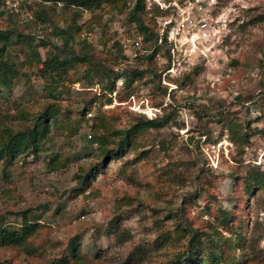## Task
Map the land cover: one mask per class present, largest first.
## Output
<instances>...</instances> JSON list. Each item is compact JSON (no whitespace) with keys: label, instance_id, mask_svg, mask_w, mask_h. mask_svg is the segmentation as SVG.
I'll return each mask as SVG.
<instances>
[{"label":"rangeland","instance_id":"1","mask_svg":"<svg viewBox=\"0 0 264 264\" xmlns=\"http://www.w3.org/2000/svg\"><path fill=\"white\" fill-rule=\"evenodd\" d=\"M32 1L39 0H0V26L16 24L34 34L33 45L44 58L52 46L41 47L39 40L59 42L50 26L32 23V7L27 6ZM145 5L146 16L160 36L174 24V31L167 34L176 47L170 61L175 64L174 74L165 73L168 60L161 54L151 63L145 60L151 49H144L142 41L139 46L132 43L136 29L126 13L82 10L79 24L90 17L97 22L84 28L79 40L99 52L110 51L118 62L116 69L142 71L128 96L119 78L111 103L102 107L115 116L119 127L132 122L136 113L152 118L172 112L171 122L145 132L132 146L102 163L88 137V123L109 97L105 93L88 106L87 122L75 136L68 138L64 130H58L45 142L46 151L39 158L28 156L11 166L0 160V219L19 224V212L30 209L45 224L41 239L48 236L60 248L76 239L92 264H177V259L184 260L187 238L173 233L176 223L187 219L195 228L208 230L206 223L216 226L214 209H233L228 197L241 190L232 175L264 171V0H145ZM54 7L59 13L66 9L63 3ZM196 21L200 26L194 25ZM115 41L123 46L120 54ZM14 59L27 77L20 75L9 91L0 94V114L14 111L17 104L36 107L47 96L41 64L26 44L17 46ZM153 67L163 70L162 84L175 89L173 97L163 96L153 85ZM84 68L77 63L69 70L79 80L61 95L73 118L86 98L84 91L99 94L103 85L94 79L86 88ZM228 109L250 123L247 140H232L223 124L214 120L219 110ZM11 124L20 125L19 121ZM49 152L67 164L50 169ZM99 161L96 173L78 186V167L87 169ZM189 195L192 200L184 204ZM183 206L181 218L177 209ZM246 210L253 246L246 253L236 249L237 263L264 264V192L254 193ZM56 254L0 248V264H52Z\"/></svg>","mask_w":264,"mask_h":264},{"label":"trees","instance_id":"2","mask_svg":"<svg viewBox=\"0 0 264 264\" xmlns=\"http://www.w3.org/2000/svg\"><path fill=\"white\" fill-rule=\"evenodd\" d=\"M58 3H63L64 9L66 8L60 13L54 7V4ZM27 6L32 7L34 26H50L52 35L59 43L48 39L39 40L41 47L52 46L45 57L41 58L37 46L33 45L34 34L25 33L16 24L0 26V94L9 91L14 80L20 75L27 77L20 73L14 59L15 50L20 44H26L30 54H33L36 61L41 64L39 72L42 78L46 79L43 88L47 91L46 99L36 107L33 105L23 107L17 104L14 111H4L0 114V160L5 166H11L18 159L22 160L28 156L39 158L40 154L46 151L45 142L53 138L52 132L64 130L68 138L78 134L80 125L87 122L88 106L96 99L104 97L105 93L109 97L103 99L99 104L98 114L90 118L91 122L88 123L90 131L88 137L96 145L98 160H102V163L113 153H121L126 147L132 146L145 132L159 130L171 122L172 112L152 118L136 113L132 122L119 127L115 116L110 115L108 110L105 111L102 107L111 103L110 95L115 91L119 78L128 89V96L131 94L132 83L142 71L126 67L116 69L118 62L112 59L110 51L99 52L84 39L79 40L84 28H91L92 23L97 22L95 17H90L86 22L79 24L78 19L82 10L91 13L98 10L102 15L126 13L129 24L134 26L136 34L144 43V49H151L145 60L151 63L154 56L161 54L168 60L166 70L171 61L170 46L165 35L160 36L147 18L145 0H39L32 1ZM114 47L119 54L123 52L120 41H115ZM77 63L85 66L83 75L86 88L92 86L94 79L103 85L99 94L89 89L84 91L86 98L81 101L82 105L76 111L78 117L73 118L72 109L63 104L61 95L70 84L79 80L75 73V76L69 75V70ZM162 71L157 67L151 70L153 85L163 96L172 94L173 97L175 89L168 90V85L162 84ZM181 84L178 82V85ZM237 98L240 99L242 96L238 95ZM247 99L245 101L248 102ZM244 109L248 110L247 107ZM262 114L264 115V111ZM214 120H219L223 124L232 140H247L250 123L246 118L228 109L219 110ZM17 121L20 123L19 127L12 126L11 122ZM46 157L50 169L64 167L67 164L66 159L56 161V153L49 152ZM100 161L90 164L87 169L78 167L75 175L78 186L96 173V167L102 164ZM232 176L239 180L241 190L228 197L233 209L221 206L214 209L216 226L206 223L208 230H205L203 227H193L187 219H184V222L180 219L176 223L173 233L177 237L187 238L184 260L177 259V264H238L236 249L246 253V250L253 246L249 237L250 219L246 209L254 193L264 192V171L250 170L243 175ZM124 198L125 203L128 202L129 199ZM188 198L190 199H184V204L192 200V195ZM185 210L184 206L177 209L181 218ZM19 214L21 216L19 224L3 222V219H0V248L20 249L25 253L37 255H44L46 250L55 251L57 254L51 259L52 264H92V260L78 249L76 239L71 240L65 248H60L58 243L51 241L48 236L41 239L45 224L34 218L30 209L21 210ZM37 237H40L38 241L35 240Z\"/></svg>","mask_w":264,"mask_h":264},{"label":"built area","instance_id":"3","mask_svg":"<svg viewBox=\"0 0 264 264\" xmlns=\"http://www.w3.org/2000/svg\"><path fill=\"white\" fill-rule=\"evenodd\" d=\"M179 10H180V8H178ZM184 21V20H183ZM203 24V23H202ZM174 25V24H173ZM173 25H170V27L168 28V29H166V32L165 33H163L162 34V36L163 35H165V39H166V42L169 44V46H170V54H171V56L174 54V52L176 51V47H175V43H174V41H169L168 39H167V34H169L170 32H173L174 30V26ZM194 25L195 26H200V24H199V22L198 21H196V22H194ZM181 27H184V25L183 24H181ZM134 45H136V46H139L140 45V43H141V39H140V36L139 35H135V39L133 40V42H132ZM171 60H172V57H171ZM165 73L166 74H170V75H172V74H174L175 73V64L173 63V64H171L170 63V65H169V67L166 69V71H165ZM89 114V113H88ZM90 115V114H89Z\"/></svg>","mask_w":264,"mask_h":264}]
</instances>
